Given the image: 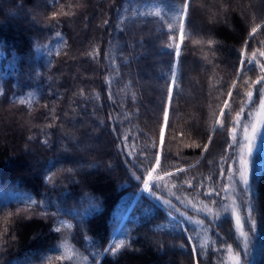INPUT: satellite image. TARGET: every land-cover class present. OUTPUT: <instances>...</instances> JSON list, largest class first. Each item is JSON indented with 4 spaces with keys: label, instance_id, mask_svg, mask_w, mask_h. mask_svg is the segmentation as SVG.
<instances>
[{
    "label": "trees",
    "instance_id": "obj_1",
    "mask_svg": "<svg viewBox=\"0 0 264 264\" xmlns=\"http://www.w3.org/2000/svg\"><path fill=\"white\" fill-rule=\"evenodd\" d=\"M261 53L264 0H0V264H264Z\"/></svg>",
    "mask_w": 264,
    "mask_h": 264
},
{
    "label": "snow or ice",
    "instance_id": "obj_2",
    "mask_svg": "<svg viewBox=\"0 0 264 264\" xmlns=\"http://www.w3.org/2000/svg\"><path fill=\"white\" fill-rule=\"evenodd\" d=\"M187 3H185V6H184V11L185 13L187 12ZM183 26H184V22H183V17L181 18V31H183ZM256 29L253 28L252 29V32H255ZM177 48H179V45L176 46ZM243 55V53L241 54ZM261 55H264V53H261ZM243 60L241 61V64L243 65ZM245 83H248L247 81H245ZM253 84H259V83H264V77H261L260 79H258L257 81H253L252 82ZM170 93H171V89L169 90ZM259 93H260V101H259V111L261 113H264V88H260L259 90ZM229 95L231 96L232 93L231 91H229ZM246 96H247V101L246 103L248 102H251L252 101V98H253V91L252 90H249L247 93H246ZM225 108L228 107V102L225 101V104H224ZM244 112V108L242 107L241 108V113ZM224 113V109H221V114L223 115ZM165 117H167V111H165ZM239 117H240V114L238 113L237 114V122H239ZM217 124H220L221 121L218 119L216 121ZM257 124L259 125H262L264 126V119H260L257 121L256 124H252L251 126V135H249V127L248 125H244V140L247 142L248 144V149H247V152L244 151V146L243 145H240V154H239V168L236 170L237 173H238V179L239 181L243 184L244 186V190L245 191H251L252 189V182H251V176H252V173L254 171V167L252 165V161H251V158L252 156L254 155V153L256 152L257 148H258V142H259V138H260V131L257 127ZM229 133L232 137V140L234 141V145L230 146V147H234L236 144H239V142L236 140V128H231L229 129ZM161 134H163V129L161 130ZM211 139V138H210ZM205 149H207V145L204 146ZM157 162L159 163V158H157ZM228 173L230 175H233V166H229L228 168ZM222 174H223V170H222ZM151 178V173H149V176L148 178H146L144 180V185H143V191L145 192H149V179ZM152 193H149V195H151ZM32 203H35V201H33ZM43 203V202H41ZM165 203H167V201H165ZM89 206L92 207V208H95L96 205L89 202ZM250 207V210H251V205H249ZM211 209H208V212L211 213ZM225 212L228 211V208L225 207L224 209ZM233 215H235V209H233ZM236 225H237V229H239V226H240V218L239 217H236ZM57 232L60 231V228H56L55 229ZM240 236L244 237L245 240L247 239L246 235L244 232H240ZM124 244V240L121 239L119 241V243H116L115 247L111 248V249H108L106 248L104 251L105 252H108L109 250L115 254ZM247 247V243H245V248ZM195 251V250H194ZM228 252L231 254L232 253V246L229 245L228 246ZM232 260H233V264H239V260H240V256L239 254H236L235 256H231L230 257Z\"/></svg>",
    "mask_w": 264,
    "mask_h": 264
},
{
    "label": "rangeland",
    "instance_id": "obj_3",
    "mask_svg": "<svg viewBox=\"0 0 264 264\" xmlns=\"http://www.w3.org/2000/svg\"><path fill=\"white\" fill-rule=\"evenodd\" d=\"M18 99V101H22V102H29L30 101V96H25V97H20V98H17ZM259 101H260V97H259V99H258V102H257V104H256V106H255V108H254V110L252 111V113H251V117H250V120H249V122L246 124V125H248V127H249V135H251V126H252V124H256L257 123V121L258 120H260V119H264V113H261L260 111H259V107H260V105H259ZM257 127H258V129H259V131H260V138H259V142H258V148H259V146H260V144L261 143H263L264 142V126H262V125H259V124H257ZM241 138H242V145L244 146V151L245 152H247V149H248V144H247V142L244 140V128L242 129V134H241ZM257 148V149H258ZM240 154V153H239ZM237 169L239 168V155H238V158H237ZM236 169V170H237ZM235 170V172H234V174L233 175H235L234 177L236 178V179H238V173H237V171ZM149 176V175H148ZM151 176H152V172H151ZM148 178V177H147ZM151 178L149 179V184L151 183ZM244 186H243V184H242V187H241V189H242V191L244 192ZM232 213V218H233V221H234V225H235V230L237 231V234L240 236V232H241V227L239 226V229H237V225H236V217H237V214L235 213V215H233V212H231ZM240 237H242V236H240ZM232 254V253H231ZM233 255V254H232ZM232 255H230L229 254V256L227 257V259H226V263L225 264H233V260L230 258Z\"/></svg>",
    "mask_w": 264,
    "mask_h": 264
},
{
    "label": "water",
    "instance_id": "obj_4",
    "mask_svg": "<svg viewBox=\"0 0 264 264\" xmlns=\"http://www.w3.org/2000/svg\"><path fill=\"white\" fill-rule=\"evenodd\" d=\"M179 50H180V46H179V48H176L177 56H178V52H179Z\"/></svg>",
    "mask_w": 264,
    "mask_h": 264
}]
</instances>
